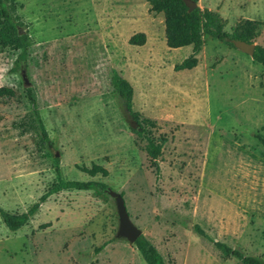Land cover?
Listing matches in <instances>:
<instances>
[{"label":"rangeland","instance_id":"rangeland-1","mask_svg":"<svg viewBox=\"0 0 264 264\" xmlns=\"http://www.w3.org/2000/svg\"><path fill=\"white\" fill-rule=\"evenodd\" d=\"M31 44L25 66L0 47V208L24 212L56 180L99 181L121 194L131 222L165 264H239L202 229L264 264V66L207 36L191 69L173 70L190 46L168 48L161 13L145 0H17ZM230 32L255 21L264 47V0H197ZM143 32L140 46L127 38ZM115 69L132 87L144 134L165 138L157 172L109 84ZM32 87L49 142L13 122L30 111ZM92 163L107 171L89 176ZM117 215L105 191L61 190L15 231L0 220V264H145L114 236ZM100 247L97 251L96 248Z\"/></svg>","mask_w":264,"mask_h":264},{"label":"trees","instance_id":"trees-1","mask_svg":"<svg viewBox=\"0 0 264 264\" xmlns=\"http://www.w3.org/2000/svg\"><path fill=\"white\" fill-rule=\"evenodd\" d=\"M145 1L149 6V11L162 14L165 45L168 48L190 46V53L173 65L172 68L174 71L191 69L196 65L195 55L199 52L203 44L204 36L220 41L229 47H234L230 41L231 39H239L251 43L254 36L257 24L255 21H238L230 32H226L223 29L221 18L216 13L205 8L200 9L196 5L193 9L187 11L183 0ZM191 1L196 2L197 0ZM18 8L19 3L17 0H0V47L15 53L14 62L17 66H25L27 51L31 41L27 32V25L17 12ZM144 41L145 35L143 32H135L127 39L130 45L136 46L142 45ZM251 58L254 62L264 66V47L255 44ZM109 84L113 92L121 100L125 111L137 126V128L130 127V131L137 136H143L145 140L143 149L149 159L150 165L157 172L158 166L156 160L161 153L165 138L160 137L158 141H154L148 135L144 134L139 122L138 112L134 111L131 106L132 87L113 68L109 72ZM23 91L30 106V111L22 119L13 122V126L17 129L19 135L25 133L33 135L36 139L35 145L37 150H41L45 144H48L49 138L41 121L32 87L24 86ZM12 94L13 92L10 88L0 86V97L12 96ZM254 138L264 148V136L256 133ZM77 168L89 176L97 173L102 176L107 174L104 167L95 163H92L89 167L79 166ZM54 171L56 180L24 212L13 213L0 208V220L8 230L15 231L25 225L37 210L39 204L53 193L61 190H98L102 192L107 188L106 184L99 181L62 179L59 174L57 158H54ZM194 228L199 235L212 241L213 245L222 255L235 258L239 264H262L254 256L243 254L238 249L232 248L223 242L213 241L198 226H194ZM132 244L145 264H165L160 253L142 234L136 237ZM99 248L95 250L97 251Z\"/></svg>","mask_w":264,"mask_h":264},{"label":"water","instance_id":"water-1","mask_svg":"<svg viewBox=\"0 0 264 264\" xmlns=\"http://www.w3.org/2000/svg\"><path fill=\"white\" fill-rule=\"evenodd\" d=\"M187 11H190L196 6V2L191 0H183ZM233 46L248 55H252L254 44L253 43H247L239 39H231L230 40ZM21 77L23 81V85L27 86V80L24 76V72H21ZM104 191L111 197V199L114 202L116 215H117V228L115 231L114 236L116 238H123L125 239L129 244H132L136 237H138L141 234V231L139 228H137L130 220L126 208L124 205V201L122 196L119 192L114 191L110 189L109 187L105 188Z\"/></svg>","mask_w":264,"mask_h":264},{"label":"crops","instance_id":"crops-1","mask_svg":"<svg viewBox=\"0 0 264 264\" xmlns=\"http://www.w3.org/2000/svg\"><path fill=\"white\" fill-rule=\"evenodd\" d=\"M164 37V36H163ZM128 39V38H127ZM128 43V42H127ZM129 44V43H128ZM136 46V45H135ZM132 98V97H131Z\"/></svg>","mask_w":264,"mask_h":264}]
</instances>
